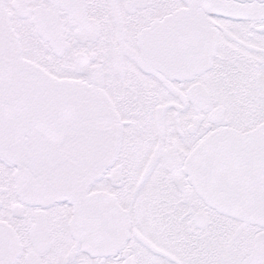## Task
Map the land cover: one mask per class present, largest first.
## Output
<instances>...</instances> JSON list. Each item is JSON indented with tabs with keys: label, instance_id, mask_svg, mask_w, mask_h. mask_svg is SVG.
<instances>
[{
	"label": "flooded vegetation",
	"instance_id": "af4514ba",
	"mask_svg": "<svg viewBox=\"0 0 264 264\" xmlns=\"http://www.w3.org/2000/svg\"><path fill=\"white\" fill-rule=\"evenodd\" d=\"M0 105L30 126L0 152V264H143V248L146 263L252 264L253 227L264 232V3L0 0ZM160 107L164 150L138 190L158 133L146 162L124 158L142 151L136 121L154 122ZM170 119L193 150L178 151ZM208 157L232 190L223 199L262 209L215 194L213 208L163 227L169 252L144 236L169 255L153 252L137 236L142 188L167 162L178 190L198 194L184 174L195 163L206 171Z\"/></svg>",
	"mask_w": 264,
	"mask_h": 264
},
{
	"label": "rangeland",
	"instance_id": "374dc122",
	"mask_svg": "<svg viewBox=\"0 0 264 264\" xmlns=\"http://www.w3.org/2000/svg\"><path fill=\"white\" fill-rule=\"evenodd\" d=\"M162 9L158 10L157 15L164 13ZM137 126L133 128L134 140L142 144L140 152H138V156L132 154L130 151L126 152L125 160H142L145 161L149 158L150 151L149 149L152 146V141L154 138V130L153 121L142 119L140 121H136ZM172 119L168 121V128L173 130L174 134L172 139L174 142L177 143L178 151L183 153L185 151L193 150V142L192 141H184L183 138H179L177 133L175 132L177 129V125ZM143 130L144 137L138 135L136 132ZM195 153H193L194 155ZM194 157V156H193ZM144 162V163H145ZM195 163V162H194ZM206 171L203 169L202 166L196 165V163L191 166L190 172L184 174L185 177L191 176V182L195 183L198 189L201 190L200 193H196L195 191L189 192V194L181 193L176 184L172 183L171 176L167 172L166 168H168L167 162L161 163L155 170L153 179L141 190L143 203H142V217L141 221L143 222L142 234L143 236L147 237L151 241H156L158 244H161L166 251L169 252V239L167 234L165 233V229L163 227H167V225H177L179 223L178 220L184 218V222H190L191 216L188 215L189 210H199V209H208L209 205L211 208L213 206L211 204H216L217 198H219L217 203L223 202L226 204L227 207H230L231 204H238L237 206H243V208H250L252 209L251 205H254L256 209H262L261 207H257L256 201L251 203L248 199H240L237 202L226 201L224 196L230 191L232 192L231 188H228L226 184L221 183L217 179V171L220 172L221 165L213 157H208L206 164ZM187 175V176H186ZM217 175V176H216ZM150 180V179H149ZM173 180V178H172ZM148 182V181H147ZM127 183V182H126ZM127 189H129L130 183L126 184ZM136 187V185L134 186ZM133 187V190H134ZM203 192V193H202ZM214 192V193H212ZM217 196L214 197L213 195ZM207 199V201H205ZM208 203V204H207ZM264 203V202H263ZM191 205V207H189ZM152 208V209H151ZM193 208V209H192ZM214 218L219 219L224 223L226 221L225 217H220L216 212H213ZM166 221V222H165ZM236 223V222H235ZM240 225L241 223H236ZM164 225V226H161ZM255 240L257 239V243H255V252L253 256L252 264H264V235L263 229L255 225L253 227ZM248 242L244 241L242 243L243 246H246ZM260 243V244H259ZM242 245L239 246V250H242ZM172 248H174L172 246ZM175 251L176 256L181 257L180 250L177 248L173 249ZM151 253L143 248L142 255L144 257L143 264H168L159 260L158 262H151L146 263L145 257ZM232 259H236V252L233 250V257ZM228 263V261H227ZM188 264V263H185Z\"/></svg>",
	"mask_w": 264,
	"mask_h": 264
},
{
	"label": "water",
	"instance_id": "95a60500",
	"mask_svg": "<svg viewBox=\"0 0 264 264\" xmlns=\"http://www.w3.org/2000/svg\"><path fill=\"white\" fill-rule=\"evenodd\" d=\"M239 2H252V1H259V2H264V0H236ZM19 129V127H18ZM18 129L16 127V123L12 117H10L7 112L5 113L4 110L0 109V149H8L12 148L16 144V135L18 132ZM159 130H160V142H159V147L157 150V154L154 157L148 172L145 174L144 179L147 177L149 174L151 168L157 161L164 145V124H163V114H160L159 116ZM197 222L201 224V221H204V215L203 214H198L197 216ZM144 242H146L154 251L160 252L156 247H154L149 241L143 239ZM128 264V263H127Z\"/></svg>",
	"mask_w": 264,
	"mask_h": 264
}]
</instances>
